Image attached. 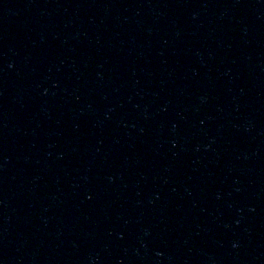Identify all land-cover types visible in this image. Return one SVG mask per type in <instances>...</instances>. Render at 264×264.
Listing matches in <instances>:
<instances>
[{"label": "water", "instance_id": "95a60500", "mask_svg": "<svg viewBox=\"0 0 264 264\" xmlns=\"http://www.w3.org/2000/svg\"><path fill=\"white\" fill-rule=\"evenodd\" d=\"M0 264H264V0H0Z\"/></svg>", "mask_w": 264, "mask_h": 264}]
</instances>
